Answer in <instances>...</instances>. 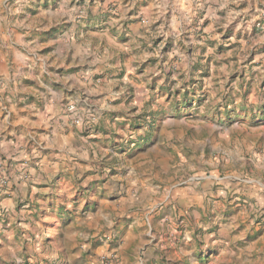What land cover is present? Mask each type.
I'll list each match as a JSON object with an SVG mask.
<instances>
[{
	"label": "clouds",
	"instance_id": "obj_1",
	"mask_svg": "<svg viewBox=\"0 0 264 264\" xmlns=\"http://www.w3.org/2000/svg\"><path fill=\"white\" fill-rule=\"evenodd\" d=\"M134 6L135 0H0V264H170V256L210 264L220 250L232 264H264V256L233 243V225L218 210L240 193L249 225L264 217V164L245 165L255 155L252 130L246 118L224 114L242 81L226 88L221 79L213 87L195 67L224 59L206 44L221 43L222 33L201 36L198 12L208 9L224 28L238 20L237 31L256 25L264 39V0H155L143 23L128 16ZM37 20L61 26L46 38L54 47L48 55L30 30ZM153 21L155 29L147 27ZM156 37L163 40L153 47ZM142 45L139 59L155 64L137 80L133 113L116 78L119 53ZM61 66L65 71L50 70ZM255 71L264 73V66ZM160 88L186 94L183 106ZM204 88L212 91L207 103L199 100ZM212 157L220 167L215 174L207 167ZM145 162L155 171L146 174ZM78 191L88 193L84 202L69 198Z\"/></svg>",
	"mask_w": 264,
	"mask_h": 264
},
{
	"label": "rangeland",
	"instance_id": "obj_2",
	"mask_svg": "<svg viewBox=\"0 0 264 264\" xmlns=\"http://www.w3.org/2000/svg\"><path fill=\"white\" fill-rule=\"evenodd\" d=\"M82 3L83 0H80ZM127 2V0H125ZM155 0H135V6L128 12V16H137L141 23L144 22L146 18H151L152 12L149 9L152 8ZM223 2V0H220ZM230 7H235V5H230ZM227 14V9L220 10L217 15L221 18L225 17ZM114 15V11L111 13H106L100 20L103 23L107 22L109 16ZM198 19L196 20L197 26L201 29V36L209 35L210 32L222 33L220 36L221 43H217L214 40H207L206 44L210 47L216 48V55L223 56L224 59L217 60L215 57H209L206 64L196 65V68H202L203 79L212 83L213 87L219 85V81L224 79L227 83L224 85L228 88L233 81L237 78L242 81L241 92L238 96H231L226 98L227 104L225 105L224 114L236 113L234 118L237 119H247L249 132V143L254 139L256 143V148L253 149L255 155L252 159H246L245 165L246 170L250 168L255 170L259 165L264 164V158H262L261 153L264 149H260V145H264V73L255 71V69L264 66V39H261V29L253 25L247 31H237L236 25L238 20H234L232 23L228 24L226 28L220 27L214 24L213 19L209 15V10L204 9L198 12ZM207 17V18H206ZM202 21V23H201ZM159 24V21H153L147 27L155 29ZM61 26L53 25L45 28L40 21H36L35 27L30 29L35 35L40 36V43L46 45L40 49L42 55H48L54 51V47L48 45L47 37L55 33ZM232 37L236 38V42L232 43ZM97 46H102L101 37L96 38ZM163 37H156L153 41V47L159 45ZM243 40L245 43L241 44L239 41ZM171 45V41L165 43V48L168 49ZM146 45H142L141 49L133 48L131 51L125 49L123 52L119 53L122 58L123 67L121 68L118 76L116 77L125 91L122 95L127 96L126 103L130 105V111L133 113L137 112L136 107V91L139 88L137 80L146 76L148 72L149 65H154L155 60L149 58L147 60L139 59L142 56V49L146 48ZM151 50V49H149ZM231 53V55H228ZM257 57H261L257 59ZM231 64L236 70L224 72L221 71V67L224 65ZM135 67V71H131L130 68ZM50 70L56 72H63L65 69L61 66L60 68H51ZM75 70V69H71ZM111 71V70H109ZM26 84H32V81H25ZM149 88L155 92L158 85H156L155 80L150 83ZM160 92L168 93V100L172 101L173 97H181L180 100L174 101V106H183L182 100L183 96L179 90L171 92L169 89L160 88ZM212 91L211 88H204L203 95L199 98L201 103H207L211 100ZM30 100L35 99L34 97H29ZM150 102H146L145 106L148 107ZM227 105H232L228 107ZM215 110H219V106ZM239 113H244V117H241ZM112 116L123 115V113H112ZM140 117L137 116L136 119ZM135 127V125H133ZM163 135V134H162ZM204 157V154H200ZM177 162L183 164L184 158L181 156L176 157ZM138 163H140L138 161ZM207 167L210 170V174H215L220 171L219 162L215 157L207 160ZM145 173L155 171V168L147 162H145ZM88 195L86 191H78L76 195L69 197L72 200H76L77 197L80 201L84 202V198ZM246 197L241 196L240 193H236L234 197L230 196L227 201L221 204L218 209L220 214L225 218L227 223L233 225L232 235L235 237L233 243L239 245L245 249L247 254L252 257L264 256V217L256 220V224L249 225L251 216L245 215L246 207L243 201ZM257 225H260L258 228ZM95 243V241H93ZM170 264H181L179 257L170 256L167 258ZM210 264H232L223 250L217 251L215 255L211 258ZM240 264H243L240 261Z\"/></svg>",
	"mask_w": 264,
	"mask_h": 264
}]
</instances>
